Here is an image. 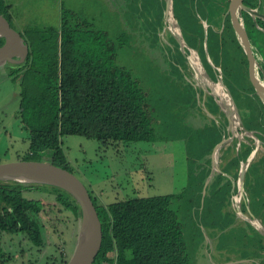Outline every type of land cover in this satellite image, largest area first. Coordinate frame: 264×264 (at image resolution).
<instances>
[{"label":"rangeland","instance_id":"374dc122","mask_svg":"<svg viewBox=\"0 0 264 264\" xmlns=\"http://www.w3.org/2000/svg\"><path fill=\"white\" fill-rule=\"evenodd\" d=\"M228 1L214 0L212 15L208 14L207 20L212 21L210 29L212 26L222 32ZM13 2L12 15L16 20L11 19V25L32 47L45 36L44 31H54V34H46L45 47L39 50L46 61L54 57L57 49L56 32L63 13L72 20L77 31L103 33L104 41L113 47V65L126 71L130 75L129 81L143 95L142 105L154 134L152 142L127 144L66 136L62 138V147L54 159L50 154H44L33 157V161L67 168L86 187L97 205L139 197L173 196L171 207L181 224V235L191 264H264V235L252 230H264V182L259 180L254 194L260 200L258 203H262H249L248 194L251 196L252 191L246 185L241 206L234 202L239 201V197L234 194L233 201V194L226 186H205L206 180L202 182L206 167L211 164L212 170L217 169L209 152L202 158L204 140L213 137L209 129L217 122L215 119L219 113L210 95L214 85L206 76L202 79L193 76L194 71L183 59L181 49L184 44L179 46L167 18L171 17L179 34L188 38L187 42L189 37L198 41L205 30L207 10L202 7L207 0ZM258 3L256 10L264 16V0H257ZM248 15L254 21L264 22L262 18ZM257 44L264 47L261 39H257ZM228 51L221 52L220 62L212 61L213 67L223 65L225 59L234 73L230 75L231 70H225L229 78L218 72L215 83H225L227 78L241 86L243 91H251L245 75L239 73L243 54L233 46ZM253 51L258 63L256 76L264 83V51L255 47ZM18 94L19 90H15L5 78V71L1 68L0 164L30 158L27 155L28 132L23 129L20 117L16 116ZM256 144L259 146L258 142ZM258 149V154H262V143ZM257 169L255 167L253 176L259 175ZM260 172L264 177L261 169ZM210 178L211 175L207 176V180ZM44 189L50 188L45 186ZM44 189L23 193L25 199L37 200L41 204L39 216L45 231L44 246H37L25 234H3V249L8 258L4 264H62L74 252L79 219ZM243 202L245 206L247 202L251 216L240 213L248 212ZM242 218L253 228L240 223Z\"/></svg>","mask_w":264,"mask_h":264},{"label":"trees","instance_id":"16d2710c","mask_svg":"<svg viewBox=\"0 0 264 264\" xmlns=\"http://www.w3.org/2000/svg\"><path fill=\"white\" fill-rule=\"evenodd\" d=\"M256 2L244 0L243 3L257 9L259 3ZM213 6L214 0H209L208 10L213 12ZM10 8L0 0V14L13 28ZM241 17L252 49L264 51V47L257 44V39L264 41L263 22L254 21L246 12H242ZM227 18L222 32L213 36L214 42L223 46L222 51L234 47L231 43L238 44ZM74 27L72 20L63 13L56 32L57 49L53 58L46 61L39 52L40 47H45L46 34H54L49 30L43 32L45 36L40 37L33 47L25 41L28 55L22 64L6 63L2 67L5 78L15 90H19L16 116L20 117L23 129L28 132L27 155L30 157L22 160L33 161V157L44 154H50L54 159L62 147V138L66 136L112 144L154 140L150 119L142 105L143 95L129 81L130 75L113 65V47L104 41L103 33L77 31ZM183 38L188 40L185 36ZM2 43L0 38V46ZM240 48L238 45L241 51ZM242 57L239 73H243L249 83L256 103L254 110H259V122L254 126L244 123L247 130H256L264 136V107L248 80L246 57L244 54ZM224 62V70H227L229 62L225 59ZM225 81L232 89H242L239 85H234L235 88L227 78ZM235 91L229 90L232 97ZM243 114L245 120L254 115L252 109ZM259 141L264 148V137H259ZM242 147L243 152L238 157L233 151L232 167H238L239 162L245 161L250 154V147ZM255 167L258 168L256 171L261 169L264 172V155L253 159L247 168L245 186L253 196L259 180L264 182L261 173L253 176ZM44 187L0 181V264H4L6 258L3 234H26L37 246L43 245V225L39 217L41 204L37 200L25 199L23 193L24 190L42 191L40 189ZM46 187L50 189L43 191L54 195L65 209L74 213L76 219L80 217L79 207L67 193ZM90 198L102 228V245L93 264H191L183 243L181 224L171 207L173 196L131 198L106 205H97L91 195Z\"/></svg>","mask_w":264,"mask_h":264},{"label":"water","instance_id":"95a60500","mask_svg":"<svg viewBox=\"0 0 264 264\" xmlns=\"http://www.w3.org/2000/svg\"><path fill=\"white\" fill-rule=\"evenodd\" d=\"M242 11L252 17L262 18L263 21L264 16L256 9L245 6L243 0L228 1L227 14L247 59L249 82L255 94L264 104V83L257 78L255 73L256 60L247 32L241 22ZM0 38L3 39L0 46V69L6 63L22 64L28 55V46L20 33L13 29L1 14ZM0 181H13L23 185L50 186L67 193L79 207L80 217L78 219L80 223L74 252L64 264L94 263L102 245L101 223L86 187L67 168L27 160L0 164ZM257 230L264 235L263 229Z\"/></svg>","mask_w":264,"mask_h":264},{"label":"flooded vegetation","instance_id":"af4514ba","mask_svg":"<svg viewBox=\"0 0 264 264\" xmlns=\"http://www.w3.org/2000/svg\"><path fill=\"white\" fill-rule=\"evenodd\" d=\"M208 1L209 0H207L206 5L208 4ZM243 2H244V0H243ZM257 11L259 12V10H257ZM241 16H242V13H241ZM223 17H225V20L228 17L227 19H228V21H230L229 15L227 14V8H226V11H225ZM241 22L244 25V21H243L242 17H241ZM263 24H264V22H263ZM204 25H205V28H204L205 29L204 30L205 37H204V33H202L201 37H199L197 39L198 41H196L194 39H191V41H188V42L185 41L181 32H180L181 35L179 34L180 37H181L180 38L181 40H178L179 38H177V37L176 38L174 37V38L178 41L180 47H182L181 45L184 44V48H182V49L180 48V49L183 51L184 56H185L183 59L186 62L189 63L190 68L194 71L193 72L194 73L193 76L195 78H200V79L205 78V76H206L208 78L210 84H217L215 82L217 81L216 80V76H218V72L220 73V75L221 74H224V76L226 75V72H225V70L223 68L224 64H223V66L220 65L219 67L214 68L213 66L211 67L209 65V60L212 61L215 58L218 59V60H221V56L220 55H221L223 46H221V44L219 42H214V37H213L214 34H216L217 32L219 34L221 32H219V30H214L213 29L214 27H212V26H211L212 29H210L208 23H206V22H204ZM223 26H224V24H223ZM221 29H223V28H221ZM236 40L238 42L237 45H235V43H231V44L234 45L235 48H238V45L241 47L240 42L237 39V37H236ZM179 41H181V43ZM251 49H252V47H251ZM228 52H230V51H228ZM240 52H242L245 55L243 49H241ZM193 54H195V56ZM201 58H204L205 62H203V60H201ZM246 61H247V59H246ZM196 62L198 64H196ZM257 64L258 63L256 62L255 69H256ZM247 65H248V63H247ZM262 70H263V68H262ZM209 71L214 74V76H215L214 79H211V77H209ZM220 84L222 85L223 92L225 91L228 94V96H229V98L231 100V103L233 105V109L234 110L232 111V113L231 112H227V110L224 108V106L222 104H220V102H219L220 98L218 96V91L210 90V95L214 99V100L212 99V101H213L214 105L218 108V111H219V117H220L219 121L221 120V123H220V122L217 121V118L215 119L217 122L214 124V126L212 128V131L214 132V134L218 135V138L222 142L223 141L226 142L225 144H229V145H230V143H231V145L234 144V148H235L234 151H235L236 156L239 154L240 147H242L244 145V146H247V147L251 148V152H250V154L248 156H250L251 153L254 151L255 155H254L253 159L258 158V157H263L264 151L262 150V154H258L260 149H257L258 145L256 144L257 142L260 143L259 137H261V136L264 137L263 134L259 133L256 130H247L243 119L240 118V114H241L240 113V108L234 106V103L236 105L237 104V99H239V97L236 98V95H238V94L240 95V93H239L240 90L235 91L236 93L233 94V97H232L230 92L227 91V90H232V88L229 87V84L226 82L227 87L224 86L223 82H221ZM215 92H216L217 95L215 94ZM247 95L251 98V100H253V102H254L253 104L256 105L254 97L251 94V91H249V92L247 91ZM257 98H258V100H260L258 96H257ZM260 102H261V100H260ZM262 105L264 107L263 103H262ZM236 106H238V105H236ZM222 119H223V122H222ZM236 121H237V123H236ZM230 130H231V132H230ZM235 132H236V134H235ZM225 140H227V141H225ZM224 142H223V144H224ZM260 147H261V143H260ZM220 167H221V169L223 167V170H226V166L221 165ZM217 169H219V168H217ZM241 170H242V168H241L240 162H239L238 168L235 169V172L232 173V176L235 178L234 179L235 180V183H234V186H235L234 194L239 197V201H234L233 200V196H235L234 194L232 195V200L234 202H237V204L239 206H241L242 195L244 196L246 194L245 193V190H246L245 182H243V181L241 182L240 181ZM244 172H245V177H246L247 170L244 171ZM228 173H231V168L228 169L227 174ZM259 173H261V172L259 171ZM223 174H225V173L222 172V175H219V176L223 177ZM229 175L230 174H228V176ZM207 176L208 175L206 173L205 176H204V179L202 180L203 183L205 182V180H207ZM29 191H34V190H29ZM29 191L28 190H24V192H29ZM40 222H41V220H40ZM44 232L45 231H44V226H43V237H45V233ZM256 232L258 233V230ZM20 235H23V234H20ZM25 236L29 238L28 235L25 234ZM42 246H44V240H43V245ZM5 254H6V252H5ZM7 259L8 258H7V254H6V258L4 259V263L7 261Z\"/></svg>","mask_w":264,"mask_h":264},{"label":"crops","instance_id":"0c3cea01","mask_svg":"<svg viewBox=\"0 0 264 264\" xmlns=\"http://www.w3.org/2000/svg\"><path fill=\"white\" fill-rule=\"evenodd\" d=\"M5 2H6V0H5ZM7 4H9L11 6L10 12H11L12 19H15L14 18V15H12V10H13V6H14L13 0H8ZM202 8H203V10H207V17L205 16L207 19H205L206 20L205 22L208 23V25L210 26V23H212V21L210 20V23H209L207 20H209V15L208 14L212 15V12L210 10H208L207 5H205ZM213 29L215 30V28H213ZM201 60H203V62H205V59L204 58H201ZM216 60H218V59L212 60L213 63H215ZM212 61L209 60V65L211 67L213 66ZM219 62H220V60H219ZM223 64H225V63L223 62ZM231 67L232 66L230 64H228V69L231 70L230 75H231V73H234V71H232V68ZM223 68H224V66H223ZM209 77H211V79L215 78L214 74L211 73L210 71H209ZM228 77L231 78L229 75H228ZM232 83L235 86H238L233 81H232ZM223 84L227 87L226 82L225 83L223 82ZM207 88H209V87L207 86ZM232 90H240L239 91L240 95L239 94L236 95V98L239 97V99H237V104H236L238 106H236L235 103H234V106L235 107H239L240 108V113H241L240 114V118H243V115H244L243 113L244 112H247L248 110L252 109V113H254V115L253 116H250L249 118H247V120H245V118H243V121L245 123L248 122V124L250 126H254L257 122H259V115H258L259 114V110H258V108H256V110H254L255 109L254 107H256V105L253 104L254 103L253 100L250 99V97L247 95V93L245 94V93H243L241 91L242 89H237L236 88V89H232ZM227 91L229 92V90H227ZM215 94H216V92H215ZM247 101H249V103ZM213 105H214V103H213ZM216 118H217V121L221 123V120L219 121V118H220L219 117V113L216 116ZM222 122H223V119H222ZM212 128L213 127H211L209 130L212 131ZM220 141L221 140L218 138V135L217 134H214V132H213V137L211 138V140H209V139L204 140V142H206V144H205V149H204L205 151H203L204 154L202 155V158H204V156L208 155V152H209L212 163L213 164L215 163L216 164V167L219 168L217 170H216V168H213V170H212L211 169L212 168V165L211 164H210V167L209 166L206 167L205 174L207 173L208 176L211 175V178H210V181L209 180H206L205 186L212 185L213 187H222V185H223V186H226L227 187V191L229 193L234 194V190H235V186H234L235 180L234 179L235 178L232 176V173L235 172V169H237L238 167H236V166L232 167L231 166V164H233L232 163L233 157L230 158L231 155L229 154V153H231L233 155V151L235 149L234 148V144H232V145H231V143H230V145L229 144H225L226 142H224V141H223L224 142V144H223V142L222 141L220 142ZM225 141H227V140H225ZM259 147H260V143H259L258 148ZM234 154H235V151H234ZM254 155H255V152L253 151L251 153V155L248 156L245 161H240V166L242 168V170H241V176H240V181L241 182L242 181L245 182V172L244 171L247 170V168L249 166V162L251 160H253ZM237 157H238V155H237ZM217 160L219 161L218 164H217ZM247 162H248V164H247ZM221 165L226 166V170H223V167L221 169V167H220ZM230 168H231V173H228V174H230L228 176L227 171ZM208 170H211V171L208 173ZM222 172H224L225 174H223V178L224 179L221 180L220 177H222V176H219V175H222ZM248 200H249V203L250 204H254V205L257 204L260 201L258 199L257 195L256 196H253V195L250 196L249 194H248ZM261 200H263V199H261ZM261 203H262V201L260 203H258V204H261ZM244 204H245V202H243V206H245ZM246 207H247L248 212L247 211H243V212L241 211L240 213L241 214L242 213L249 214L251 216V210L248 209L247 202H246L245 208ZM242 210H243V208H242ZM239 222L246 224L247 225V228H251V227L253 228L252 224L249 221H247L246 219H243V221L239 220ZM252 230L254 232L257 231L255 228L252 229ZM258 233L261 234L259 231H258Z\"/></svg>","mask_w":264,"mask_h":264},{"label":"bare ground","instance_id":"6f19581e","mask_svg":"<svg viewBox=\"0 0 264 264\" xmlns=\"http://www.w3.org/2000/svg\"><path fill=\"white\" fill-rule=\"evenodd\" d=\"M168 22H169V28L170 30L172 31V33L180 39V35H179V32H178V29L174 23V21L171 19V17L169 16L168 18ZM195 56V54H193ZM196 64H198L196 62ZM198 68V67H197ZM214 85V90L218 91V96H219V102L220 104H222L224 106V108L227 110V112H231L234 110L233 109V105L231 103V100L228 96V94L224 91L223 92V88H222V85L221 84H213ZM237 123V121H236Z\"/></svg>","mask_w":264,"mask_h":264}]
</instances>
